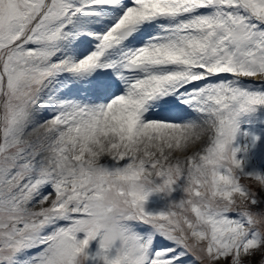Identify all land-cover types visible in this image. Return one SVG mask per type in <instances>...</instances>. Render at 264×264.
<instances>
[{
    "label": "snow or ice",
    "instance_id": "obj_1",
    "mask_svg": "<svg viewBox=\"0 0 264 264\" xmlns=\"http://www.w3.org/2000/svg\"><path fill=\"white\" fill-rule=\"evenodd\" d=\"M0 264H264V0H0Z\"/></svg>",
    "mask_w": 264,
    "mask_h": 264
}]
</instances>
